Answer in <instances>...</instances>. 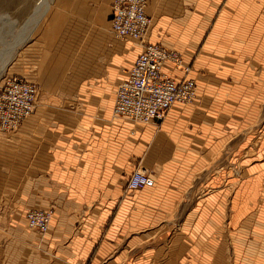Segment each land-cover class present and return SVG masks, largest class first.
<instances>
[{"label": "crops", "instance_id": "obj_1", "mask_svg": "<svg viewBox=\"0 0 264 264\" xmlns=\"http://www.w3.org/2000/svg\"><path fill=\"white\" fill-rule=\"evenodd\" d=\"M38 1L0 0V46L23 35L13 70L40 87L0 131V264H264V159L235 141L264 98V0H147L146 42L198 86L149 125L112 115L142 51L110 34L113 0ZM135 170L150 182L130 195ZM36 209L52 212L44 235L26 227Z\"/></svg>", "mask_w": 264, "mask_h": 264}, {"label": "built area", "instance_id": "obj_2", "mask_svg": "<svg viewBox=\"0 0 264 264\" xmlns=\"http://www.w3.org/2000/svg\"><path fill=\"white\" fill-rule=\"evenodd\" d=\"M147 0H114L111 7L110 30L120 41L142 45L127 78L116 89L112 110L114 117L149 125L163 120L175 104H187L195 92V83L188 77L190 66L181 55L160 44L144 43L151 20L146 14ZM169 64L181 74L170 76L164 70ZM37 88L21 77L7 78L0 89V131L14 130L33 112ZM149 183L147 175L135 170L126 189L135 192ZM52 212L27 210L26 227L41 234L47 232Z\"/></svg>", "mask_w": 264, "mask_h": 264}, {"label": "rangeland", "instance_id": "obj_3", "mask_svg": "<svg viewBox=\"0 0 264 264\" xmlns=\"http://www.w3.org/2000/svg\"><path fill=\"white\" fill-rule=\"evenodd\" d=\"M114 1V0H113ZM113 1H112V4H113ZM112 4H111V7H112ZM147 8V7H146ZM111 11V10H110ZM108 12H109V9H108ZM110 20V19H109ZM151 20V18H150ZM110 25V23H109ZM150 26H151V23H150ZM150 28V27H149ZM149 31V30H148ZM109 32L110 34L112 35V37L116 40H119L117 39L113 33L111 32L110 30V26H109ZM147 35H148V32H147ZM147 35L145 37V40H144V43H149V42H146V38H147ZM18 37H16L15 39H17ZM19 41H21L20 39H18ZM1 46H0V55L1 54H6L7 57L6 59L11 56V53L13 52V49H15L14 47H16V53H15V56L12 58L11 62L8 64L7 68L5 69V71H2L0 72V89L4 86L7 78H10V77H21L23 78L24 80H26L27 82H30L32 84L35 85V87L37 88V94L40 90V87H39V84L36 82V81H33V80H30L28 78H26L24 76V74L22 73H18L16 71H14L13 69L16 67L17 63L19 60H21L20 58L23 56V47L24 46H7V43H8V38L7 36H4V37H1ZM17 43V41L15 42ZM19 43V42H18ZM20 45V44H19ZM2 58V57H1ZM5 59V60H6ZM1 63V61H0ZM190 66L191 68V65H188ZM1 67V66H0ZM260 70V68H255L254 71L255 72H258ZM191 71V69H190ZM190 73V72H189ZM189 75V74H188ZM189 77V76H188ZM191 80L194 81L195 83V92H194V96L192 97V99L190 100L189 103L187 104H177V105H180V106H189L191 104H193L197 98V93H198V86L195 82L194 79L190 78ZM258 87H259V90H262L264 92V83H259L258 84ZM257 103L259 105V110H258V113H259V116H257L256 118V122L250 126L247 130L241 132V134L239 136H237V138L235 139V141H238L239 142V148H240V154L241 155H247L248 154V150L249 148H251L253 151H255V158L257 159H264V98H259L257 99ZM34 108H35V100H34ZM34 108H33V111H34ZM172 108V107H171ZM171 110V109H170ZM169 110V111H170ZM33 113V112H32ZM169 113V112H168ZM167 113V115H168ZM166 115V116H167ZM166 116L164 117V119L166 118ZM163 119V120H164ZM163 120H160L158 122H155V123H162ZM24 122V121H23ZM21 122L17 128H15L14 130H9V131H1V132H14L16 131L20 126L21 124L23 123ZM248 145V146H247ZM230 148V147H228ZM229 151V150H227ZM226 162V161H225ZM228 163V161L226 162V164ZM226 164H223L221 166L225 167V170H227L226 168ZM228 166V165H227ZM229 172L231 173V175L236 178L237 180H240L242 178V166L240 164H232L230 165V169H228ZM141 171V170H140ZM134 172V171H133ZM132 172V173H133ZM131 173V174H132ZM130 177V176H129ZM148 177V176H147ZM129 179V178H128ZM149 179V178H148ZM128 181V180H127ZM149 182H150V179H149ZM149 184V183H148ZM147 184V185H148ZM127 185V183H126ZM127 190V189H126ZM141 190V189H140ZM139 191V190H138ZM130 195L134 194L135 192H129L127 191ZM36 210H40V209H36ZM26 213V212H25ZM25 213H24V218H25ZM26 221V220H25ZM50 225V224H49ZM29 229V228H28ZM31 230V229H30ZM34 231V230H33ZM48 231V230H47ZM37 232V231H35ZM39 233V232H37ZM40 235H44L46 234V232L44 234H41L39 233Z\"/></svg>", "mask_w": 264, "mask_h": 264}, {"label": "bare ground", "instance_id": "obj_4", "mask_svg": "<svg viewBox=\"0 0 264 264\" xmlns=\"http://www.w3.org/2000/svg\"><path fill=\"white\" fill-rule=\"evenodd\" d=\"M40 1V0H39ZM38 1V2H39ZM44 1H46V0H44ZM53 2V1H52ZM42 3H43V0H42ZM41 3V4H42ZM37 4V3H36ZM45 4H46V2H45ZM44 5V4H43ZM42 5V6H43ZM49 5V4H48ZM47 5V6H48ZM39 8V7H38ZM49 8V7H48ZM37 9V8H36ZM43 9V8H42ZM36 11V10H35ZM44 11V10H43ZM39 12H41V11H39ZM38 12V13H39ZM37 14V13H36ZM38 16H39V14H37ZM41 15H43L42 13H41ZM34 16V15H33ZM38 19V18H37ZM36 19V20H37ZM29 20V19H28ZM38 23V22H37ZM31 27V26H30ZM30 27H29V29H30ZM34 27V26H33ZM22 28H20V30H21ZM23 29H24V27H23ZM35 29V28H34ZM33 31V30H32ZM19 32V31H18ZM18 32H17V34H18ZM22 36L23 35H21V36H17L18 38L17 39H15V41H17V43H15V45L14 46H19V44H21V42L23 41V39H22V41L20 42L18 39H20V38H22ZM19 42V43H18ZM13 43V42H12ZM13 46V45H12ZM22 46V45H21ZM15 49H13V52L11 53V56H9L7 59H6V57H7V55L6 54H1L0 55V61H1V63H0V72H2V71H5V69L7 68V66H8V64L11 62V60H12V58L15 56V53H16V47H14ZM2 57V58H1ZM6 59V60H5Z\"/></svg>", "mask_w": 264, "mask_h": 264}, {"label": "water", "instance_id": "obj_5", "mask_svg": "<svg viewBox=\"0 0 264 264\" xmlns=\"http://www.w3.org/2000/svg\"><path fill=\"white\" fill-rule=\"evenodd\" d=\"M66 105H67V106H69V107H72V105H71V104H68V103H66Z\"/></svg>", "mask_w": 264, "mask_h": 264}]
</instances>
